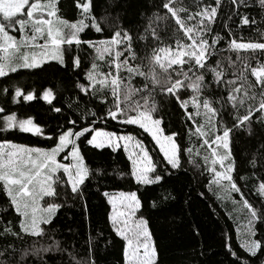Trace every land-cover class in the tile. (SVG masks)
Instances as JSON below:
<instances>
[{"label": "snow or ice", "instance_id": "6c2138e0", "mask_svg": "<svg viewBox=\"0 0 264 264\" xmlns=\"http://www.w3.org/2000/svg\"><path fill=\"white\" fill-rule=\"evenodd\" d=\"M230 3L229 21L236 15L240 25L264 24V0ZM221 4L222 0H195L193 10L183 0H159L152 11L135 0H106L107 7L97 15L94 0H75L77 17L69 20L61 14L60 0H0V78L20 69L43 70L54 61L66 74V87L74 89L77 97L75 104H68L69 110L77 111L75 118L66 116L50 135L32 118L19 119L14 112L0 116V133L18 130L43 136L51 144L43 148L6 138L0 141V192L8 202L0 215V241L4 242L0 264H96L98 243L113 244L103 231L92 228L85 191L92 179L102 178L107 170L87 165L81 138L95 150L108 148L115 153L122 148L138 185L159 184L185 164L199 176L207 174L208 191L231 204L227 216L242 250L233 247L229 233L223 234L231 264H251L244 254L257 257L264 252V141L247 160L252 176L258 177L254 184L258 204L246 199L238 186V179L248 178L239 174L232 147L238 132L251 137L254 128L264 131V63L257 59L252 66L257 55L264 56V42L238 40L227 22L228 39L215 33ZM254 6L261 10L260 21L241 12ZM132 15L143 18V25L126 26L124 17ZM170 21L175 25L174 40L166 42L163 33ZM88 31L96 38H84ZM221 42L226 47H220ZM225 51L234 53L235 59L224 56ZM13 88L14 103L21 96L26 102L39 96L49 105L55 99L51 88L40 94ZM0 91L7 94L8 87ZM89 103L93 107H87ZM162 103H174L181 110L188 145L178 142L180 132L165 133ZM52 110L60 113L62 108ZM0 113L5 108L0 107ZM81 120L85 122L77 128ZM108 122L142 129L154 141L162 161L154 160L132 133L98 126ZM97 193L109 206L106 222L111 232L122 241L123 264H158L149 221L138 215L142 202L137 193L100 188ZM233 193L239 194V200ZM77 203L89 228L83 254L53 238L52 225L60 210ZM9 212L15 224L6 219ZM20 241L23 246L17 247Z\"/></svg>", "mask_w": 264, "mask_h": 264}, {"label": "trees", "instance_id": "16d2710c", "mask_svg": "<svg viewBox=\"0 0 264 264\" xmlns=\"http://www.w3.org/2000/svg\"><path fill=\"white\" fill-rule=\"evenodd\" d=\"M203 2L209 3L212 0H203ZM135 3L141 8L155 11L154 5H158L159 0H135ZM183 5L194 10L195 0H183ZM94 6L96 14L99 15L107 7L106 0H94ZM60 9L61 14L66 19L74 20L77 17L75 0H60ZM231 9L230 0H222L217 21L213 26L214 32L220 33L228 39L227 30L224 27L225 22H227L232 29L233 36L238 40L242 38L243 42L249 40L264 42V37H261L264 24L240 25V18L236 15H233L229 21L228 16L231 15ZM108 10L112 11V9ZM241 12L248 15L250 19L252 17H255L257 21L261 19V10L258 7L242 9ZM123 22L126 26L128 24L142 26L144 20L139 15H132L125 16ZM174 27V22L170 21L169 27L163 33L166 42L174 40L172 35ZM161 28L163 29V25ZM258 28L260 31L257 30ZM96 36V33L88 31L84 38H96ZM220 47H226L224 42H221ZM223 55H231L235 59L234 53L225 51ZM257 59L264 63V56L257 55L252 60V66L256 65ZM65 76V72L59 69L55 62H49L43 66V70L24 69L10 73L8 77L0 78V90L8 87L7 94L0 91V107L5 108V113H0V116L14 112L19 119L32 118L50 135V130L56 129L58 124H64L66 116L75 118L77 115L76 110L68 109V104L70 102L75 104L77 97L74 89L66 87ZM13 86L21 87L25 94L28 91L40 94L44 89L51 88L55 94V99L52 105H49L39 96L27 102L21 96L17 98L18 102L14 103L12 99L14 95ZM157 99L160 98L157 97ZM80 103L81 108H83L84 102L81 101ZM93 103L98 104L95 101ZM93 103H89L87 107H93ZM53 106L61 107L62 111L60 113L53 111ZM160 114L163 116L162 127L165 133L180 132L178 142L182 146L188 145V136L181 117V110L174 103H162ZM84 122L83 120L79 121L77 128H79V124ZM98 126L120 134L132 133L145 143L154 160L162 161V154H159L158 148L154 147V141L142 129L132 125L117 126L115 122L100 123ZM253 131L254 135L251 137L246 133L238 132L232 147L239 174L248 178L246 181H241L237 177L238 186L241 187L246 199L258 204L259 198L254 189V184L258 183V177L252 176L253 170L248 165L247 160L255 152L259 143L264 141V131L259 128H254ZM5 138L13 143L24 144L29 147L47 148L51 146L50 142L46 141L43 136H34L31 133H22L18 130L0 133V141ZM80 146L90 168L95 169L98 166H103L107 170V175L99 179H92L89 187L85 189L88 194L87 204L92 228L103 231L105 238L113 240V244L107 247L104 246V241L98 243L95 252L96 264H123L122 241L115 237L114 233L111 232L110 225L106 222L109 206L104 198L97 193V188H100L101 191H135L137 193L142 202V208L138 215L142 214L149 221V227L158 251V264H231V257L226 255L223 238L224 233H229L230 242L235 249L239 250L235 225L227 216L231 204L227 201L223 203L218 201L213 193L208 191L207 174L199 176L191 165L185 164L184 168L173 170L171 175H166L159 184L138 185L130 176L131 162L122 148L115 153L108 148L103 150L91 149L84 142V138H81ZM161 167H163L162 164ZM201 192L207 193V195L201 196ZM232 196L239 200L238 193H233ZM7 203L6 197L0 192V215H3ZM154 204L155 206H153ZM6 219L11 220L13 224L16 223L12 212L7 214ZM52 228L55 229L53 238L61 241L62 246L72 245L81 254L87 251L89 228L84 221L79 203L72 207L62 208ZM92 235H95L94 231ZM45 239L47 240V238ZM3 243L0 241V246ZM21 246H23V242H17V247ZM244 255L251 261V264H260V261L264 259V252L258 253L257 257Z\"/></svg>", "mask_w": 264, "mask_h": 264}, {"label": "rangeland", "instance_id": "374dc122", "mask_svg": "<svg viewBox=\"0 0 264 264\" xmlns=\"http://www.w3.org/2000/svg\"><path fill=\"white\" fill-rule=\"evenodd\" d=\"M50 62H54V61H50ZM20 70H24V69H20ZM58 159H59V157H58Z\"/></svg>", "mask_w": 264, "mask_h": 264}]
</instances>
